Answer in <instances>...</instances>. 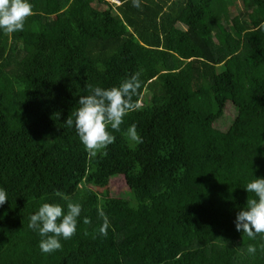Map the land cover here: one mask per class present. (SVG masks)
I'll return each mask as SVG.
<instances>
[{
  "label": "trees",
  "instance_id": "1",
  "mask_svg": "<svg viewBox=\"0 0 264 264\" xmlns=\"http://www.w3.org/2000/svg\"><path fill=\"white\" fill-rule=\"evenodd\" d=\"M104 1L28 0L23 31L0 30V188L8 194L0 264H264V240L235 227L252 197L246 184L264 178V0H241L234 16L226 0ZM130 38L137 43L126 49ZM231 57L246 102L227 98L237 89ZM126 68L143 70L133 97L141 106L119 132L109 128L116 139L107 155L89 158L64 122L89 94L86 83L118 87L134 74ZM31 102L50 107L60 129L25 113ZM133 124L142 143L125 135ZM115 174L132 192L128 201L106 190ZM57 190L82 212L76 234L44 254L29 218L43 203L66 211ZM106 197L118 211L105 214L104 237Z\"/></svg>",
  "mask_w": 264,
  "mask_h": 264
},
{
  "label": "clouds",
  "instance_id": "2",
  "mask_svg": "<svg viewBox=\"0 0 264 264\" xmlns=\"http://www.w3.org/2000/svg\"><path fill=\"white\" fill-rule=\"evenodd\" d=\"M133 7L140 8V0H132ZM33 15V8L28 0H0V30L5 34L23 31L27 19ZM264 29V23L259 25ZM142 69L126 78L118 87L104 89L85 85L89 92L86 96H80L79 107L68 116L64 124L75 130L83 144L89 158L96 157L98 153L107 155L106 149L115 142V136L111 131L119 132L124 118L131 112L140 108L138 96L142 86L140 76ZM74 117V119H73ZM125 135L135 143H142L137 132L136 125L128 127ZM245 190L252 197L247 198L246 207L237 213L235 227L238 232H243L249 239L259 236L264 240V178L253 179L246 184ZM55 196L67 201L65 207L56 203H43L35 214L29 218V229L38 232L42 237L39 249L44 254H51L62 248L61 240H69L77 230L78 218L82 207L79 203L72 202L64 193L57 190ZM8 201L5 189L0 188V206ZM100 217L103 224L98 229V234L107 237L109 221L101 209ZM84 224H90L85 217ZM264 248V244L261 245ZM247 252L255 255L256 246L249 245Z\"/></svg>",
  "mask_w": 264,
  "mask_h": 264
},
{
  "label": "rangeland",
  "instance_id": "3",
  "mask_svg": "<svg viewBox=\"0 0 264 264\" xmlns=\"http://www.w3.org/2000/svg\"><path fill=\"white\" fill-rule=\"evenodd\" d=\"M107 0H105L104 2H106ZM109 2V0H108ZM228 9H229V13L230 15H236L241 9H243V4L241 0H226ZM103 6H106L105 4H103ZM97 14L101 13L100 9H97L96 11ZM213 28V27H212ZM213 37L215 39L216 42H220L223 43V38L222 36L216 32L217 30L213 28ZM137 41L134 38H130L127 41V45H125L126 49H131L132 47H134L136 45ZM24 47L28 50V48L30 47V44L28 42V39L24 42ZM234 57L230 58L228 61H226L227 66L230 67V69L232 70V77L234 79L235 82V86H236V91L229 94L227 96V98L229 100H231L233 103H237V102H246L249 100L247 94L245 93V90L242 86V81H241V74L240 72L236 69L235 67V61L233 60ZM127 73L128 72H133L135 73L136 70H130L129 68H126L125 70ZM144 78H148L149 76V72L144 71ZM239 74V75H238ZM234 108V107H233ZM231 108L229 106L228 110L225 111V116L224 119H222V125H228L230 122V119L233 117V114L230 112ZM25 113H29L35 116H38L41 120V122H46L47 126L49 128H56L57 130L60 129V126L57 122V118L54 116L53 111L50 107H41L38 103L36 102H31L26 109L23 110ZM93 190H95L96 192H98L100 195L104 194L105 189L101 188V187H93ZM106 190L109 192V196H114V197H119L125 200H129L132 192L129 189L128 185L126 184L123 175L120 174H115L112 175L110 177L108 186L106 188ZM101 209L103 210V212L105 214H109V213H113V212H117L118 208L116 207V201L115 200H110L106 197L105 201L103 202V204L101 205Z\"/></svg>",
  "mask_w": 264,
  "mask_h": 264
}]
</instances>
